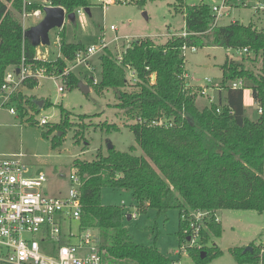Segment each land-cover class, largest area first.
I'll use <instances>...</instances> for the list:
<instances>
[{"label": "trees", "instance_id": "trees-1", "mask_svg": "<svg viewBox=\"0 0 264 264\" xmlns=\"http://www.w3.org/2000/svg\"><path fill=\"white\" fill-rule=\"evenodd\" d=\"M22 1L0 0V86L5 72L18 66L21 60L61 69L66 60L71 61L77 53L86 50L81 42L65 41L62 27L61 55L53 61L37 57V47L30 43L21 22L13 18L8 7L11 4L20 13ZM48 1L63 7L67 13L80 7L89 9L92 4L91 0ZM147 1L133 2L143 6ZM40 6V1L31 0L26 10ZM181 9L185 35L170 34L162 42L150 37L136 38L125 47L120 60L116 58V50L107 46L99 56V80L94 82L93 77H87L89 85L98 93L112 91L116 98L114 106L130 121L127 126L141 150L135 154V146L128 151H118L113 146L105 154L98 152L90 161L77 158L72 162L73 172L82 181L79 229L97 233L100 264H178L177 259L162 253L155 244L135 242L131 238L124 223L130 214L128 208L103 204L101 195L105 187L130 191L132 204L140 212L151 208L160 216L176 209L179 242L184 230L190 229V213L204 212L199 232V242L204 248L199 252L188 251L197 263L221 253L220 249L208 246L213 237L221 234L218 210L264 211V25L259 27L253 22L243 24L236 20L208 30L212 14L205 0L185 4ZM183 46L196 49L221 46L240 52L245 48V54L260 58V69L255 74L242 62L226 56L220 65L221 90L217 100L199 107L197 92L184 81ZM129 70L134 73L135 81L129 78ZM234 80H241L242 86L232 87L230 83ZM79 82L82 80L71 72L65 84L72 89ZM38 84L39 81L28 79L12 97L21 116L28 111L39 112L37 98L24 94V90ZM246 88L251 90L253 102L262 109L256 119H251L245 111ZM49 104L44 100L43 108ZM69 115L60 106L59 122L42 132L48 137L56 130L51 137L52 148L61 144L59 131L70 126ZM27 116V120L35 122L33 114ZM250 246L251 250L235 247L230 252L238 263L264 264V246Z\"/></svg>", "mask_w": 264, "mask_h": 264}, {"label": "rangeland", "instance_id": "rangeland-1", "mask_svg": "<svg viewBox=\"0 0 264 264\" xmlns=\"http://www.w3.org/2000/svg\"><path fill=\"white\" fill-rule=\"evenodd\" d=\"M91 1L89 12L83 9L82 13L75 14L73 19L65 18L62 26L65 32L64 39L67 42H81L89 46L99 43L100 38H103L109 43V48L116 50L115 53L123 51L125 45L136 38L150 37L162 42L169 34H180L185 30L181 7L200 2V0H148L145 5L139 6L133 2L134 0H127L124 3L115 0V3L104 7L95 0ZM231 18L243 24L253 22L259 27L264 25V15L251 9H234L231 15L223 17L220 23L229 22ZM40 19L28 17L26 29ZM110 25L115 26L116 29H110ZM61 28L55 27L49 30L50 43L39 45L36 50L37 56L38 54L43 56L42 59L46 61H53L58 57ZM115 36L119 38L113 40ZM124 38H128V41ZM241 52L221 46H202L197 47L196 51L187 49L184 53L187 77H184V81L192 84L195 92L198 90V84L204 82V77L220 81V65L226 56L242 62L245 68L257 74L260 69V58L252 53ZM99 56L100 53H96L86 63H81L73 69V72L89 87V92L86 94L78 86L72 89L65 87L63 92H59L57 87L62 85V82L58 79H42L34 88L24 90L26 96H34L50 102L37 114L28 111L29 115L33 114L35 122L26 119L28 114L24 116L11 114L6 106L0 108V155H20L23 162L31 167V172L43 173L46 181L43 182L41 190L49 196H67L72 184L69 175L74 173L73 160L78 158L90 161L98 152L105 154L108 143L118 151H128L131 146H135L134 153H141L133 132L127 126L130 121L114 106L116 98L112 91L103 90L98 93L95 87L87 82V77L90 76L97 81L100 78ZM127 74L131 78L129 71ZM243 95L246 114L251 119H256L259 113L257 105L252 101L251 90L244 89ZM205 100L206 98H201L197 92L196 104L199 107L206 104ZM60 106L70 112V126L64 131H59L61 144L52 148L51 137L56 134V130L49 133L48 137L43 136L42 132L59 122ZM82 114L89 117H83ZM41 116L48 118L46 124H39L38 120ZM101 202L123 206L125 209L128 208L130 213L134 211L135 218L126 215L124 220L131 238L135 242L155 244L162 253L177 259L179 264H259L238 263L230 248H245L250 244L255 247L264 246V211L218 210L216 215L221 224V234L213 237L208 246L220 249L221 253L204 263H197L188 255V251L191 249L199 252L203 250L204 245L199 240L196 244L190 245L186 241L185 234L182 241H178L176 209H169L160 216H156V211L151 208L146 212H140L132 204L130 191L108 187L102 189ZM72 227L78 232L75 221H72ZM181 245L187 247V252L184 253Z\"/></svg>", "mask_w": 264, "mask_h": 264}, {"label": "built area", "instance_id": "built-area-1", "mask_svg": "<svg viewBox=\"0 0 264 264\" xmlns=\"http://www.w3.org/2000/svg\"><path fill=\"white\" fill-rule=\"evenodd\" d=\"M95 1L104 7L115 3V0ZM120 1L124 3L127 0ZM205 1L212 14L208 30L221 24L220 20L230 16L231 11L237 8L251 9L264 15L263 0ZM30 2L31 0L22 1L20 13L13 11L11 4L8 5L13 18L19 20L25 30L28 17L40 19L44 15V6H51L48 0H42L40 7L29 11L26 10V4ZM83 9L80 7L74 13L81 14ZM65 13H67L66 10ZM230 21L236 20L231 18ZM110 29L116 28L110 25ZM180 34L185 35V30ZM118 38L115 36L113 40ZM124 39L128 41V38ZM108 45V42L100 38L99 43L86 46V50L77 53L73 60H66L61 69H57L56 66L50 68L45 65H32L21 60L18 66L9 68L4 74L0 86V108L6 106L9 113L20 114L12 97L22 89L24 82L28 79L39 82L42 79H58L62 85L57 87V90L63 92L66 87V78L73 72L74 67L86 63L91 56L101 53ZM187 49L196 51L194 46L189 48L183 46V55ZM123 51L116 54L117 60L121 59ZM242 52H246V49L244 48ZM60 55L59 50L58 56ZM37 57L43 58L39 54ZM17 68L18 72H16ZM129 74L135 81V75L131 70ZM184 77L187 75L184 74ZM154 78L155 75L152 74L150 80L153 81ZM203 80L202 84H198L196 91L199 95L205 96L207 103L216 101L215 93L218 94L221 90L220 82L208 77H204ZM94 82H97L95 78ZM230 84L232 87H240L242 81L234 80ZM186 86L191 87L192 84L187 82ZM257 111L261 113L262 109L257 107ZM47 119L46 116H41L38 122L46 124ZM30 168L23 162L20 155H0V264H100L101 252L97 233L90 229H79L82 212L81 179L75 173L70 174L72 184L67 196H49L41 190L43 182L46 181L45 175L33 173ZM190 214L192 217L190 229H185L184 234L187 243L194 245L200 238V226L205 213L197 211ZM72 221L77 223L78 232L73 230ZM181 247L184 253L187 252L185 245Z\"/></svg>", "mask_w": 264, "mask_h": 264}, {"label": "water", "instance_id": "water-1", "mask_svg": "<svg viewBox=\"0 0 264 264\" xmlns=\"http://www.w3.org/2000/svg\"><path fill=\"white\" fill-rule=\"evenodd\" d=\"M43 11L44 15L41 20L25 30V35L30 40V43L35 47H38L39 45H49V30L55 27L61 28L64 24L65 18L71 20L75 17L74 12L65 13L64 8L61 6H44ZM85 11L89 12V9L85 8ZM18 71L19 70L17 68L16 72ZM78 87L85 94L89 92V87L83 82H79ZM35 103L39 109H42L44 99H36ZM112 147L113 145L111 143L107 144V149H111ZM246 250H251V246L249 245L245 247L243 251ZM204 255V252H202L201 257Z\"/></svg>", "mask_w": 264, "mask_h": 264}, {"label": "crops", "instance_id": "crops-1", "mask_svg": "<svg viewBox=\"0 0 264 264\" xmlns=\"http://www.w3.org/2000/svg\"><path fill=\"white\" fill-rule=\"evenodd\" d=\"M221 72V71H220ZM221 75V74H220ZM201 98H205V97H203V96H201ZM206 101V100H205ZM244 101H245V98H244ZM253 101V100H252ZM254 103V102H253ZM206 104H207V101H206ZM205 104V105H206ZM147 211V210H146ZM217 213V212H216ZM128 216H129V218H135L136 217V214L134 213V211L133 212H131L130 214H128Z\"/></svg>", "mask_w": 264, "mask_h": 264}]
</instances>
